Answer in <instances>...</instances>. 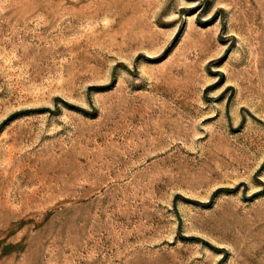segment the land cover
<instances>
[{"label": "rangeland", "instance_id": "rangeland-1", "mask_svg": "<svg viewBox=\"0 0 264 264\" xmlns=\"http://www.w3.org/2000/svg\"><path fill=\"white\" fill-rule=\"evenodd\" d=\"M0 264H264V0H0Z\"/></svg>", "mask_w": 264, "mask_h": 264}]
</instances>
